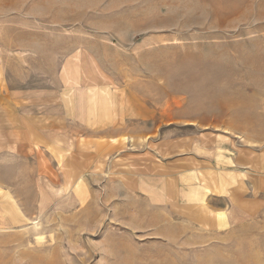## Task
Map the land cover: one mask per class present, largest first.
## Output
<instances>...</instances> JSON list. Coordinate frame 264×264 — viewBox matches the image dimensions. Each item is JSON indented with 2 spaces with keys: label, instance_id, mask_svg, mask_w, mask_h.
<instances>
[{
  "label": "rangeland",
  "instance_id": "rangeland-1",
  "mask_svg": "<svg viewBox=\"0 0 264 264\" xmlns=\"http://www.w3.org/2000/svg\"><path fill=\"white\" fill-rule=\"evenodd\" d=\"M0 209V264H264V0H0Z\"/></svg>",
  "mask_w": 264,
  "mask_h": 264
},
{
  "label": "crops",
  "instance_id": "crops-1",
  "mask_svg": "<svg viewBox=\"0 0 264 264\" xmlns=\"http://www.w3.org/2000/svg\"><path fill=\"white\" fill-rule=\"evenodd\" d=\"M17 114H18V111H17ZM18 115H22V114H18ZM13 118H16L17 120H20V118L18 117V116H16V115H13ZM20 124H21V120H20ZM21 125H17V124H14V126H13V128L14 129H18V130H20L21 129ZM142 184H148L146 181H142ZM154 189H157L158 191H157V194H158V196H159V198H164L163 196V192H162V188H153V190ZM152 189H151V192L153 191ZM190 196V195H189Z\"/></svg>",
  "mask_w": 264,
  "mask_h": 264
},
{
  "label": "bare ground",
  "instance_id": "bare-ground-1",
  "mask_svg": "<svg viewBox=\"0 0 264 264\" xmlns=\"http://www.w3.org/2000/svg\"><path fill=\"white\" fill-rule=\"evenodd\" d=\"M3 198V197H2ZM5 204V203H4ZM7 206V205H6ZM15 208V207H14ZM1 210V209H0ZM2 217V216H1ZM5 218V217H4Z\"/></svg>",
  "mask_w": 264,
  "mask_h": 264
}]
</instances>
